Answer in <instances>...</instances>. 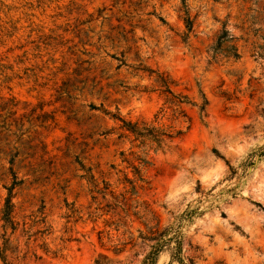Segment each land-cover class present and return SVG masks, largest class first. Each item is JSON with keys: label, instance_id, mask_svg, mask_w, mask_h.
Returning a JSON list of instances; mask_svg holds the SVG:
<instances>
[{"label": "rangeland", "instance_id": "374dc122", "mask_svg": "<svg viewBox=\"0 0 264 264\" xmlns=\"http://www.w3.org/2000/svg\"><path fill=\"white\" fill-rule=\"evenodd\" d=\"M184 4L189 33L181 0H0L7 264H264V0Z\"/></svg>", "mask_w": 264, "mask_h": 264}, {"label": "trees", "instance_id": "16d2710c", "mask_svg": "<svg viewBox=\"0 0 264 264\" xmlns=\"http://www.w3.org/2000/svg\"><path fill=\"white\" fill-rule=\"evenodd\" d=\"M185 0H181L182 9L185 15V27L187 33L191 30V22L187 17V11L184 4ZM233 39L229 36L228 31L222 30L220 35L216 38L215 42L209 47L208 55L209 61L212 63L218 62L222 58H230L233 60H237L239 58V54L237 49L233 43ZM160 86L163 88L161 90V94H165L167 96L165 104H168L172 107L178 109L180 106L184 104H188L183 97L174 95L168 86L166 80L160 81ZM202 107L200 110H203ZM107 114V113H106ZM109 115V114H107ZM113 120L118 121L121 124V129L126 132L129 137L132 139V143H137L138 147H148V149L153 151L162 150L167 146V142L179 137L182 135L181 131H175L173 133L166 132L160 129H156L154 127H149L146 125L139 126L138 124H131L122 120L116 114L110 116ZM144 163V161H142ZM88 176V175H86ZM88 181L94 186V180L92 176H88ZM139 181L143 182L142 179H138ZM12 209L13 205L11 203V190L8 191L7 197L5 199L3 209L1 211V221L4 223L6 227H9L13 230L12 225ZM165 233H162L160 236H164ZM4 243L7 244L8 240L4 239ZM5 246L3 249H0V261L2 264H7L5 257H4Z\"/></svg>", "mask_w": 264, "mask_h": 264}, {"label": "bare ground", "instance_id": "6f19581e", "mask_svg": "<svg viewBox=\"0 0 264 264\" xmlns=\"http://www.w3.org/2000/svg\"><path fill=\"white\" fill-rule=\"evenodd\" d=\"M210 175V174H209ZM217 174L215 173V176H216Z\"/></svg>", "mask_w": 264, "mask_h": 264}]
</instances>
